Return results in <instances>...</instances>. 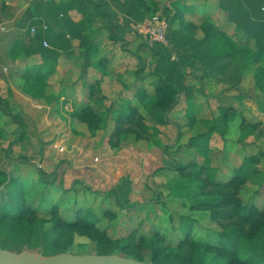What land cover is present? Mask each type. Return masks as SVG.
<instances>
[{
    "label": "rangeland",
    "instance_id": "374dc122",
    "mask_svg": "<svg viewBox=\"0 0 264 264\" xmlns=\"http://www.w3.org/2000/svg\"><path fill=\"white\" fill-rule=\"evenodd\" d=\"M147 1L156 2L158 7L133 16L136 33L116 36L112 26L106 25L113 49L96 56L93 65L104 75L97 81L90 78L84 94L79 86L87 75V60L56 64L20 61L15 71L25 78L22 84L16 83L19 89L13 80L11 83L18 93L9 88V82L0 87V167L24 187L26 199L43 190L41 176L55 179L42 207L47 214L38 215L45 229L51 231L56 218L52 208L65 195L64 187L71 188L67 205L61 207L68 220L73 218H68L66 211L75 206L92 208L101 216L97 233L72 227L59 236L60 241L64 238V246L52 242L55 234H50L49 241L42 236L29 237L26 250L49 253L48 247L53 245L56 252L119 254L115 241L130 236L134 250L140 249L141 257L151 261L150 247H142L139 238L164 233L168 246L164 261L170 263L188 248L180 250L178 242L185 239L188 228L198 241L218 245L217 235L227 214L215 218L213 211L227 209L215 206L221 193L215 186L208 185L200 195V183H210L213 168L217 169L216 183L229 182L243 162L259 169L243 176L248 184L238 196L257 210L256 215L264 211V87L256 84L257 65L249 59L264 40L257 42L250 35V51H243L241 26H234V32H225L216 40V50L234 53L244 69V77L231 86L215 82L203 67L183 65L184 86L191 94L183 95L161 122L143 101L159 85L175 84V79L161 69L158 51L144 53L143 44L154 47L151 33L157 32L156 22L162 21L168 24L169 43H160L159 48L164 53L171 48L170 19L175 18L176 7ZM114 6L122 14L121 4ZM91 12L88 18H93L94 10ZM184 23L176 20L179 27ZM247 26L251 32L257 30ZM201 31L203 38L208 36L209 28ZM111 51L122 53L123 62L110 64ZM21 57L20 51L17 59ZM25 80L42 81L45 95L41 88L24 89ZM66 91H73V109L81 106L80 112L92 110L95 116L87 122L75 121L79 110L71 112L61 100ZM55 102L62 105L53 110ZM204 135L208 137L202 140ZM3 179L0 175V181ZM13 238L11 225L0 228V241Z\"/></svg>",
    "mask_w": 264,
    "mask_h": 264
},
{
    "label": "trees",
    "instance_id": "16d2710c",
    "mask_svg": "<svg viewBox=\"0 0 264 264\" xmlns=\"http://www.w3.org/2000/svg\"><path fill=\"white\" fill-rule=\"evenodd\" d=\"M75 1H78V4L81 6L80 13L86 18L85 5L87 0ZM124 5L126 14H139L140 16L158 7L156 2L147 0H130L128 4L125 3ZM41 7L43 8V12L39 14L47 15L52 18V12L50 13L52 10L47 3H43ZM59 10L62 9L59 8ZM18 13L19 9L17 7L7 5L5 2L0 1V26L5 29V31L0 29V42L13 39L19 24L17 19ZM63 15L66 16L67 14L63 13ZM174 19V17L170 19L171 24ZM232 19L233 17L231 21ZM65 22L66 23L62 24V32L53 37L52 35H48L52 28L50 23L46 24L47 28L41 25L29 28V30L23 34L24 40H27L24 45L27 55L40 54L44 59L46 58L45 60H49L52 53L70 49L72 39L77 38L82 40L85 36L84 34H86L88 30L89 21L87 20L84 22L87 27H73L74 29H68L67 24H70L69 16H67V18L65 17ZM78 24L80 23L78 22ZM190 27L191 24H188L184 25L183 29L179 31L171 29L170 41L172 47L184 51L176 60H171V48L166 49L164 53L163 50L159 48L160 45L158 43H155L153 47V49H156L154 50L155 53L158 51L157 54L159 55V61L162 66L161 69L168 71L175 79V84L166 83L159 85L156 88V92L151 96H146L143 101V104H146L145 106L148 107L149 113L154 117H160L161 122L167 120L166 115L176 107L183 95L189 96L191 94V92L188 91L189 88H185L184 86L185 74L181 70L183 65L190 64L192 66L205 67L213 78L225 86H231L238 82L244 73V69L237 63L234 53L218 52V50H216V40H218L220 36H224V34H226L225 32L218 29L213 23H209L208 21L202 22L201 28H209V34L207 37L205 36L199 40L193 36ZM32 29H35L34 36H32ZM248 35H254L257 41L259 39L261 40V38L264 39V29L259 28L255 31L253 30V32L249 29ZM45 41L48 42L49 47L44 46ZM247 50L250 51L249 48H243V51ZM243 51L241 50V52ZM55 55H57V53ZM249 59L255 62L256 65H259L254 77L256 84L260 88H263L264 42L258 46L255 52L250 54ZM2 62L7 65V69L12 73V68L9 66L10 63L6 60ZM244 63H247L246 60ZM244 68H246V66ZM1 70L0 63V71ZM174 70H176V72ZM1 74H3V72ZM25 88L28 91L39 90L41 88L40 90L43 91L44 95V90L46 91V85L42 81L25 80L24 89ZM91 116H95L92 110H90L89 113L85 111L80 112L79 110L74 117L77 120L87 122ZM207 137V135H204L202 140ZM168 168L172 169V167ZM258 169L256 165L253 166L250 165V163L243 162L241 166L234 169L235 176L229 182L216 183L214 177L216 174L215 170L217 171V169L213 168L212 172H214V174L211 176L210 183L203 180L201 181L199 194L202 195L203 190L208 185L215 186V189L221 192L219 193L220 198L215 203V206L219 208L225 207L227 209V212L220 210L213 211L215 218L223 215V213L227 214V216H225L226 223L223 226V230L217 235L219 239L218 245L198 241L195 236H192L191 228H188L185 239L178 241L180 250H182L184 246L188 248H186L181 255H175L174 259L176 261L167 263L164 261L165 252L168 248L165 243V234L157 233L152 237L139 238L142 247L149 246L151 249V261L147 262H153L154 264H264V211L262 214L256 215L257 210L254 207L251 208V204L244 203L242 198L238 196L240 189H244L248 184L243 176L247 173L258 172ZM0 175H4V179L0 181V185H2L7 181L8 175L1 167ZM40 180L44 181L45 184L43 190L36 192L29 199L25 198L26 191L24 187L20 183L18 184L14 178H11L10 183L6 186L5 190L2 191L0 195V228L4 225H11L14 238L10 241H0L1 248L21 252L26 250L24 246L29 245L27 238L42 236L44 240L49 241L53 234L57 237L52 239V242L64 246L65 240L63 238L60 241L59 236L70 232H67V230L72 227L83 229L87 232H91L92 230L96 233L98 232L101 216L97 215L92 208H79L78 206L69 207L66 213L68 214V218L69 216L73 218L72 221L68 220L67 216L62 214L61 207L67 205L66 195L71 191V188L66 187H64L65 195H63L59 202L57 204L55 203L52 208V213L56 218L52 222L51 231H47L44 226L45 222L41 220L38 215L40 213L47 214L46 210H42V207L46 197L49 195L48 193L51 191L50 189L55 184V179L44 180V177L41 176L39 178V181ZM227 187L229 188L227 189ZM104 195H109V192H104ZM209 202L212 203L211 200H209ZM106 233L107 231L105 230V234ZM115 243L119 248V255L146 261L140 255L141 250L139 249V251H136L133 246H131L130 236L117 239ZM13 245L18 249H15ZM51 246L53 245L47 246L49 249L51 248V252L43 254L54 255L67 252L53 251ZM96 254L110 255L115 253L98 252Z\"/></svg>",
    "mask_w": 264,
    "mask_h": 264
},
{
    "label": "crops",
    "instance_id": "0c3cea01",
    "mask_svg": "<svg viewBox=\"0 0 264 264\" xmlns=\"http://www.w3.org/2000/svg\"><path fill=\"white\" fill-rule=\"evenodd\" d=\"M3 1L4 0H0ZM11 1V2H9ZM160 2L164 6H174L176 7V14L175 19L185 22L183 26L179 27L176 25V20L170 23V34L171 29L175 31H179L183 29L184 25L191 24L190 30L193 33V36L196 39H202L203 33L201 31L202 22L208 21L209 23H213L223 32H227L231 34L234 32V26H241L244 34H240V45L244 48L249 47V41H251V37L248 35V26L251 25L254 29H264V0H156ZM47 3L49 8L52 10V18L48 17L47 15H40L39 13L43 12V3ZM130 0H87L85 5L86 10V18L83 17L81 12V6L78 4V1L75 0H5L7 5H12L19 9V13L17 15L18 19V26L16 28L15 34L13 39L9 41L0 42V63L2 70L0 71V87L3 84H7L9 82V88L13 89V91L18 93L17 88L19 86L17 84H22L25 76L16 73V64L21 61L23 62H39V63H46V64H56L61 63L66 60H83L88 61V65H86V77L84 80L80 82V90L83 91V94L86 91L88 80L93 78L94 81L100 80L103 77V73L99 69L100 67H94L96 56L99 58L102 56L101 53L106 50L107 48L113 49V41H111L110 34L106 31V25H111L113 30L116 32V36L119 34H124L127 36L130 32H135L137 21L133 17L134 15H128L125 13V3H129ZM121 4L119 8L122 12L115 8L114 5ZM118 7V6H117ZM62 9V10H59ZM91 9L94 10L93 18H88V15L92 14ZM63 13L67 15L64 16ZM58 14V15H57ZM69 16L70 24L68 25V29H72L73 27H87L84 24L85 21H89V29L86 31L85 36L83 39H72L71 41V48L67 51L52 53L49 57V60H45L40 54H34L28 56L24 45L26 41L24 40V35L27 30L31 27H37L41 25L43 27L46 24L50 23L52 28L48 35H52V37L58 33H61L63 28L62 24L65 22V17ZM71 17V18H70ZM233 17L232 21L231 18ZM85 19V20H84ZM111 20V21H108ZM78 22L80 24H78ZM109 23V24H108ZM109 25V26H110ZM110 26V27H111ZM61 27V28H60ZM2 31H5L2 26H0ZM74 29V28H73ZM135 29V30H133ZM233 30V31H232ZM114 32V34H115ZM136 33V32H135ZM35 31L32 32V36H34ZM132 35V34H131ZM255 39V38H253ZM256 40V39H255ZM254 40V41H255ZM264 39L261 38L260 42H263ZM257 41V40H256ZM255 41V42H256ZM258 42V41H257ZM22 49H21V48ZM144 53L149 51H154L153 47L148 44H143ZM22 52L23 57L21 60H18L19 52ZM171 52L172 57L180 56L184 53L182 49L172 47L171 45ZM179 53V55L177 54ZM181 53V54H180ZM147 55V54H146ZM122 53L117 52L116 54L113 51L110 52L109 55V63L113 64L121 59ZM94 58V59H93ZM6 60L10 63V67L12 68L11 72L7 69V65L3 64L2 61ZM24 60V61H23ZM127 65L126 67H129ZM125 66V65H123ZM192 68H202V66H192ZM259 65H257L258 67ZM162 68V67H161ZM205 68V67H203ZM206 69V68H205ZM6 70V72H5ZM110 71V70H109ZM3 72V74H1ZM91 74V76H90ZM4 75V76H2ZM210 77L215 81L221 84L218 80L213 78L211 75ZM244 77V75L242 76ZM241 79V78H240ZM239 79V80H240ZM15 82H13V81ZM11 83H14L16 87H12ZM17 83V84H16ZM223 85V84H221ZM225 86V85H224ZM73 88V87H71ZM187 88V87H185ZM76 90L77 88L74 87ZM72 90V89H71ZM73 91L67 92L66 94L61 97L63 102H66V108H71V112L75 110H80L81 106H78L76 109L74 107V101L71 99L73 96ZM88 100V97L84 98ZM61 103V102H60ZM59 104V102H58ZM62 104L57 105V102L53 105V110L56 107H59ZM76 106V105H75ZM77 121V119H75Z\"/></svg>",
    "mask_w": 264,
    "mask_h": 264
},
{
    "label": "water",
    "instance_id": "95a60500",
    "mask_svg": "<svg viewBox=\"0 0 264 264\" xmlns=\"http://www.w3.org/2000/svg\"><path fill=\"white\" fill-rule=\"evenodd\" d=\"M7 181L0 185V195L11 181V175L7 172ZM0 264H154L125 257L119 254H76L63 252L54 255L23 250L16 252L0 247Z\"/></svg>",
    "mask_w": 264,
    "mask_h": 264
},
{
    "label": "built area",
    "instance_id": "2783aa9c",
    "mask_svg": "<svg viewBox=\"0 0 264 264\" xmlns=\"http://www.w3.org/2000/svg\"><path fill=\"white\" fill-rule=\"evenodd\" d=\"M156 27H158L157 32H152V45H154L155 43L158 44H165V43H169V38H168V24L166 22H156ZM45 28H47V26H45ZM35 29H32V32H34ZM44 46L45 47H49V44L47 41L44 42Z\"/></svg>",
    "mask_w": 264,
    "mask_h": 264
}]
</instances>
